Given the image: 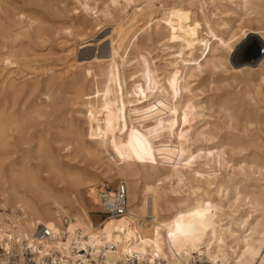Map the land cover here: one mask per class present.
<instances>
[{"label": "rangeland", "instance_id": "rangeland-1", "mask_svg": "<svg viewBox=\"0 0 264 264\" xmlns=\"http://www.w3.org/2000/svg\"><path fill=\"white\" fill-rule=\"evenodd\" d=\"M204 2L202 5L193 0H0V21H6L16 32L27 29L30 35L20 44L27 63L17 60L3 73H12L17 82L38 83L39 89L49 81L56 83L53 96L56 107L49 115L33 116L27 132L44 134L68 167L80 165L101 184L107 185L102 177L104 167L83 158L72 160L61 150L68 143L61 133L69 125L87 142L103 138L107 149L130 165L141 182L152 174L149 164H157L158 173L167 177L164 189L170 198L175 195L168 193L178 192L179 188L184 193L199 190L197 194L222 185L228 194L223 198L224 212L250 210V204L242 200L235 203V209L227 208L237 193L259 195L264 187V82L254 66H242L251 69L243 74L236 72L242 68L233 58L237 40L229 56L219 40H227L231 32L239 35L241 29L247 28L259 32V38L262 24L256 21L261 19V3L248 0L246 6L251 10L247 11L249 16H244L246 11L238 10L239 2L235 0ZM145 3L154 6L150 24H137L122 40V46L118 47L120 58L107 86L104 76L87 65L94 58L107 61L109 37L121 31L119 17ZM172 9L176 11L174 15H183L185 20L175 24L174 38L164 32L166 18L162 15ZM187 16H194L195 21L204 17L214 36L206 32L207 41L199 43L190 31ZM29 20L46 30L45 42L35 40V24L29 27ZM78 23L84 24L80 31L76 29ZM66 27L68 33L61 30ZM133 41L137 48H126ZM253 47L250 42L243 52H250ZM72 48L77 50L76 58L66 55ZM86 55L92 58L80 59ZM73 60L72 70L69 65ZM36 67L41 71L31 69ZM79 77L87 101L75 93L73 79ZM145 88H153L154 95L144 98ZM23 97L27 107L39 96L32 92ZM95 98L105 103L107 120L97 118ZM121 106L125 109L118 114ZM139 133L145 135L144 139L137 136ZM177 157H184L186 162L178 168L184 186L178 185L175 175L169 177ZM53 176H50L52 184L57 185L58 179ZM116 183L117 180L109 189ZM89 198L97 209L91 214L93 225L102 228L105 220L100 222L94 197L81 192L76 200L86 202Z\"/></svg>", "mask_w": 264, "mask_h": 264}, {"label": "bare ground", "instance_id": "bare-ground-1", "mask_svg": "<svg viewBox=\"0 0 264 264\" xmlns=\"http://www.w3.org/2000/svg\"><path fill=\"white\" fill-rule=\"evenodd\" d=\"M193 1L205 4L204 0ZM235 1L239 2L237 9L243 11L242 13L246 11L244 14L246 16L247 11L251 10L246 6L248 0ZM255 1L261 3V19L256 23L262 24L263 33L259 39L264 44V0ZM153 7L150 3H145L119 17L121 31L115 33L113 30L115 36L109 37L110 54L106 55L107 61H104V58L103 61H97V58L93 57L94 61L87 65L97 69L98 73L104 76L105 85L109 86L112 73L114 74V65L120 58L118 47L122 46V40L132 33L137 24L141 22L150 24ZM175 13L173 9L162 13L166 18L164 32L172 38L177 35L175 24L179 25L185 21L183 15L177 16ZM194 18L187 16L190 31L197 37L199 43L207 41L206 32L212 34L209 23L204 17L200 21H195ZM33 24L35 22L29 20V27ZM82 26L78 23L76 29L80 31ZM12 28L6 21H0V66L4 67H0V207L10 210L21 209L24 212L25 221L20 226L19 237H28L30 229L36 223L45 224L54 231L60 230L57 216L64 213L70 221L65 227L68 236L63 247L74 242L78 248L89 246L96 253L100 246L111 243L116 246L113 253L117 256L134 253L151 264H192L196 259L208 264H264V187L259 195L237 193L235 201L227 208L235 209V203L242 200L250 204V210L235 209L226 213L223 211L225 207L223 198L228 194L222 185H217L212 191H201L197 194L199 190L184 193L179 188L178 192L168 193L175 195L170 198L164 189V180H167V177H162L158 173L157 164H149L152 174L147 177L146 182H141L130 165L122 163L117 154L107 149L103 138L87 142L75 127L69 125L61 133L68 141L61 150L68 153L67 157H71L72 160L83 158L104 167L105 173L102 177L107 182V185H104L91 174L92 172L89 173L80 165L68 167L61 160L57 150L49 145L44 134L34 135L33 132L29 134L28 121L33 116L49 115L56 107L53 101L56 83L49 81L39 89L38 83L29 84L28 80L17 82L12 73H3L9 66L15 65L17 60L26 62L24 60L26 55L21 51L20 44L24 39L30 38L28 30L16 32ZM68 29L66 27L61 30L67 32ZM33 32L35 40L40 44L47 40L46 30L37 23ZM258 34L256 30L241 29L239 35L231 32L227 40L219 41L229 56L244 38ZM235 40L237 43L233 47ZM126 48L136 49L137 44L135 41L128 42ZM76 51L72 48L67 50L66 55L75 57ZM190 55V60H193V55ZM91 58V55H86L80 59ZM74 64L75 61L71 62L69 68L72 69ZM254 67L264 82V55ZM31 69L41 71L38 67ZM249 70H251L249 67H242L237 68L236 72L243 74ZM81 78L73 79L76 84L74 90L78 97L87 101L88 96L79 86ZM153 91V88L142 89L144 98L153 96ZM157 91L160 90L157 88ZM32 92L38 93V100L26 107L23 95H30ZM159 94L163 97L162 91ZM93 104L97 108V118L107 120L103 100L95 98ZM124 109L125 106H121L117 113H123ZM137 136L144 139L145 135L139 133ZM184 157L176 158L169 175L177 177L179 186L185 185L178 170L185 162ZM53 175L58 179L57 185L52 184L50 176L52 178ZM116 180L117 182L123 180L127 186L128 215L105 219L102 228H95L91 214L96 213L97 209L93 205V200L89 198L86 202L77 201L76 197L81 192L87 193L94 197L99 206V194ZM97 184L100 186L95 190ZM2 237L3 235H0V239ZM105 257L108 260L112 255Z\"/></svg>", "mask_w": 264, "mask_h": 264}, {"label": "built area", "instance_id": "built-area-1", "mask_svg": "<svg viewBox=\"0 0 264 264\" xmlns=\"http://www.w3.org/2000/svg\"><path fill=\"white\" fill-rule=\"evenodd\" d=\"M112 191V192H111ZM100 222L109 218H122L128 215L127 186L119 180L111 190L99 194ZM25 221L21 209H3L0 207V264H151L150 261L136 256L123 254L117 256L116 246L105 243L96 253L89 246L78 248L76 243L63 245L67 241L69 217L61 213L57 216L60 230L54 231L45 224L36 223L28 237H19L21 225ZM105 255H112L108 260ZM107 261V262H106ZM192 264H207L196 259Z\"/></svg>", "mask_w": 264, "mask_h": 264}, {"label": "water", "instance_id": "water-1", "mask_svg": "<svg viewBox=\"0 0 264 264\" xmlns=\"http://www.w3.org/2000/svg\"><path fill=\"white\" fill-rule=\"evenodd\" d=\"M250 42L254 47L250 52L244 53L243 51ZM262 55H264V44L256 35H248L236 47L233 58L238 66L243 64L254 66Z\"/></svg>", "mask_w": 264, "mask_h": 264}]
</instances>
